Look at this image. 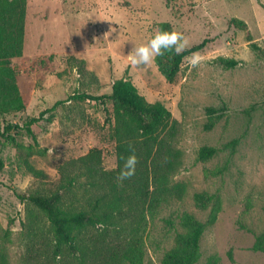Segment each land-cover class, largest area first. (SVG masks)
I'll use <instances>...</instances> for the list:
<instances>
[{
  "label": "rangeland",
  "instance_id": "1",
  "mask_svg": "<svg viewBox=\"0 0 264 264\" xmlns=\"http://www.w3.org/2000/svg\"><path fill=\"white\" fill-rule=\"evenodd\" d=\"M0 11L11 22L22 18L21 54L10 67L26 102L23 111L0 117L1 132L63 101L32 126L38 145L24 129L0 134L5 264H162L178 245V234L187 232L185 215L204 226L196 264H264V252L253 250L264 237V58L252 48L264 52V0H0ZM160 23L183 35V50L207 41L196 64L193 54L183 60L174 82L160 72L156 58L148 65L130 61ZM221 58L239 64L226 68ZM122 78L171 112L159 139L174 151V173L165 190L151 187L163 200L110 206L112 223L78 229L79 250L71 252L45 213L19 195L59 192L64 207L79 212L110 188L83 174L79 160L99 150L101 170L118 169L112 103L67 98L110 94ZM209 108L218 114L210 116ZM235 139L233 150L229 143ZM204 147L217 152L201 158ZM20 153L44 176L29 173ZM164 157L169 155L163 148ZM61 167L68 176L78 175L75 187L62 189ZM124 247L133 260L123 258Z\"/></svg>",
  "mask_w": 264,
  "mask_h": 264
},
{
  "label": "trees",
  "instance_id": "2",
  "mask_svg": "<svg viewBox=\"0 0 264 264\" xmlns=\"http://www.w3.org/2000/svg\"><path fill=\"white\" fill-rule=\"evenodd\" d=\"M9 18H6L4 12L0 11V117L21 112L26 107V102L21 97L16 84V74L10 67V60L21 54L22 18H18L14 22H11ZM233 22L241 23L237 20ZM160 31L171 32L169 24L160 23L158 32ZM206 43L207 41H203L178 54L171 50L165 52L162 56H157L156 62L160 72L169 82H174L183 60L202 50ZM252 48L264 58V52L257 45L252 44ZM218 61L226 68H233L239 64L238 61L233 59L221 58ZM67 99L92 100L103 104L112 103L111 121L114 120L113 129L119 141L118 159L120 164L118 169L110 173L102 171L100 167L101 151L99 150H91L86 157L79 160L85 163L80 167L83 169L81 171L83 174L86 172L85 174L89 176L97 177L100 181L103 180L110 188L89 202V210H80L79 212L65 208L63 195L59 192L51 196L29 195L25 197L19 195V198L29 201L43 211L59 242L67 245L71 252H78L79 248L75 243L77 230L85 227L108 226L114 219L110 206H117L123 200H128L129 205H133L135 201L136 205H141L140 203L146 204L152 201L155 204V202L159 203L163 200L161 193L158 191L159 196L158 194L155 195V191L151 190V187L155 185L156 190H165L163 189L165 181L174 173V151L168 144L159 139L160 133L171 120V112L160 102H148L138 92L132 81L127 78L116 80L112 85L110 94L93 95L83 92L75 93ZM61 103L63 101H58L53 107L43 111L39 117L26 121L22 127L18 124L7 125L2 132L0 129V134L5 135L11 130L24 129L31 135L34 144L38 145L32 126L42 120L46 114L53 112ZM208 114L213 116L218 114V110L209 108ZM217 116L219 118L222 114ZM213 126L214 123L211 122L205 128L210 130ZM238 143L239 140L235 139L229 143V146L234 150ZM155 147H157L156 150H154ZM163 148L166 149L169 157L162 158ZM133 150L137 157L135 174L123 182H118L117 175L123 164L120 157H127ZM216 152L215 148L204 147L200 151V157L210 158ZM20 162L32 175L36 177L44 176V173L36 169L22 153H20ZM1 165L2 160L0 159ZM60 170L65 181L62 189L75 187L78 175L68 176L64 167H61ZM157 181L160 184H157ZM119 212H122V210ZM183 225L187 227V232L178 234V245L165 253L162 264H196L199 261L200 239L204 232V226L190 215H185ZM253 250L264 252V237L257 238ZM123 252L124 259L133 260L125 247ZM0 264H5V258L1 254Z\"/></svg>",
  "mask_w": 264,
  "mask_h": 264
},
{
  "label": "clouds",
  "instance_id": "3",
  "mask_svg": "<svg viewBox=\"0 0 264 264\" xmlns=\"http://www.w3.org/2000/svg\"><path fill=\"white\" fill-rule=\"evenodd\" d=\"M187 44V40L181 33L176 31H160L148 40L146 44H142L134 49L130 55V61L133 65H148L154 62L157 56L164 55L165 52L174 50L180 53ZM199 56L193 53L191 63L196 64ZM123 164L117 175L118 182H123L135 174L137 157L133 152L127 157H120Z\"/></svg>",
  "mask_w": 264,
  "mask_h": 264
}]
</instances>
